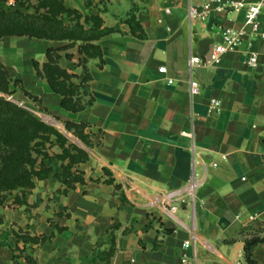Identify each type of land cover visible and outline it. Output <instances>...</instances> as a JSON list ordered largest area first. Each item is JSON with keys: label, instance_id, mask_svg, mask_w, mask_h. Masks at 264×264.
I'll use <instances>...</instances> for the list:
<instances>
[{"label": "crops", "instance_id": "1", "mask_svg": "<svg viewBox=\"0 0 264 264\" xmlns=\"http://www.w3.org/2000/svg\"><path fill=\"white\" fill-rule=\"evenodd\" d=\"M64 4L83 14L85 30L95 28L85 16L97 15L101 29L115 30L92 41L102 50L86 63L93 104L65 109L63 96L36 72L34 60L43 66L48 49L69 40L18 37L9 42L5 66L21 80L14 89L24 104L86 125L89 158L73 188L54 176L62 169L53 163L49 177L0 204V264H29L28 258L36 264H181L188 240L194 264H248L246 242L264 238L263 222L245 218L264 211V67L251 69L245 60L254 51L264 63V41L247 38L239 52L213 65L209 56L221 29L243 27V14L190 20L189 0ZM81 44L59 51L61 67L78 76L75 83L85 75ZM192 57L200 64L191 67ZM193 81L200 88L195 96ZM213 99L222 102L219 113L210 107ZM193 179L199 182L194 201L187 192ZM177 190L179 197L170 198ZM252 252L264 264V240Z\"/></svg>", "mask_w": 264, "mask_h": 264}, {"label": "trees", "instance_id": "2", "mask_svg": "<svg viewBox=\"0 0 264 264\" xmlns=\"http://www.w3.org/2000/svg\"><path fill=\"white\" fill-rule=\"evenodd\" d=\"M20 1L23 4V0ZM40 8H48L47 24L43 22L36 23L27 21L30 17L22 12H0V40L11 37H30L38 39L51 40H69V45L61 48H49L47 52V61L41 64L34 60V66L37 74L40 77L46 78L53 90L63 96L62 106L70 111L78 112L84 110L87 106L93 104L94 98L90 92L89 83L91 75L88 71L86 63L93 57H102V50L100 46L93 44L92 41L98 37L109 34L114 29H101L103 20L100 16H85V21L93 20L95 24L94 32L92 29L85 30L84 25L80 23L83 17L77 10L68 8L64 4V0H39L37 10ZM64 16H67L73 24V29L66 26ZM132 31L135 33L138 27V22L135 21L132 15L128 20ZM63 27V28H62ZM63 30H62V29ZM79 29L80 32H77ZM65 31V32H63ZM96 31V33H95ZM138 36L143 38L144 32L141 31ZM79 41L80 52L85 55L84 68L85 75L80 79L79 83L73 81L78 78L76 74L68 72L60 65L62 55L59 51L66 50L75 46ZM67 58H72V55L67 54ZM21 80H13L9 70L5 64L0 60V194L6 191H15L19 188L34 186L33 177L38 179H45L52 174L51 168H44V170L37 171L36 165L38 158L34 157L37 153L36 142L38 139H47L48 133L54 128L44 122L32 110L20 105L19 103L9 99V96L16 93L13 86H19ZM83 89V93L79 90ZM87 97V100H84ZM66 128L69 131H74L75 135L79 137L86 145L91 147L89 136L85 134V124H76L74 122H65ZM56 131V130H55ZM58 137L66 141V137L60 132L56 131ZM40 152V151H39ZM82 159L78 162L82 164L89 158V152L83 149L79 150ZM62 171L55 173L54 176L58 179H66V184L71 189L74 182H82L83 179L79 172L73 177L76 172H67V166L62 165ZM45 173V175L43 174ZM34 243H42L46 237H32ZM263 239H252L246 242L245 257L248 264H258L253 258V247ZM29 264H36L33 258H28Z\"/></svg>", "mask_w": 264, "mask_h": 264}, {"label": "built area", "instance_id": "3", "mask_svg": "<svg viewBox=\"0 0 264 264\" xmlns=\"http://www.w3.org/2000/svg\"><path fill=\"white\" fill-rule=\"evenodd\" d=\"M213 13H241L244 16V26L241 28L226 26L221 29V41L211 51L209 63L213 65L220 64L226 54L239 52L247 38L264 41V20L261 19L264 16V0H189L188 17L190 20H206ZM200 62L201 59L199 57H192L190 65L193 67L195 64H200ZM245 63L251 69L264 67V63H261L258 53L254 51L246 52ZM160 71L166 72V67H161ZM199 93L200 88L193 81L191 84V94L195 96ZM210 107L214 113H219L222 109V102L213 99L211 100ZM198 186L199 182L195 179L191 180L187 186V192L193 201ZM180 194L181 191L177 190L172 192L169 197H179ZM180 200L181 202L186 201L184 197H180ZM176 209L177 206L175 205L171 208L172 211ZM241 217L242 215H237V218ZM245 218L249 222L261 221L264 224V211L262 213H248L245 215ZM191 246L192 242L190 240L183 243L184 250L181 264H194V256L188 252Z\"/></svg>", "mask_w": 264, "mask_h": 264}, {"label": "rangeland", "instance_id": "4", "mask_svg": "<svg viewBox=\"0 0 264 264\" xmlns=\"http://www.w3.org/2000/svg\"><path fill=\"white\" fill-rule=\"evenodd\" d=\"M76 3L81 2V0H74ZM24 5L20 1L16 0H0V12H8L11 14L12 12H22L25 15H28L29 19L27 21H32L36 23L43 22L44 24H47V14L49 13L48 8H40L39 10L36 9L39 5V0H23L22 1ZM49 16L50 13H49ZM65 24L66 26H69L71 30L73 29V24L74 22L71 23L70 20H68L67 16H64ZM63 28V27H62ZM61 28V29H62ZM63 30V29H62ZM77 32H80L79 29H75ZM65 32V31H63ZM24 38V37H22ZM15 41L19 40L18 36H11L8 38L2 39V46L0 49L3 51V57L5 62V65H9V42L10 41ZM16 87V86H15ZM19 87L21 88L22 85L19 84ZM12 89H14V86L12 84ZM80 93H83V89L79 90ZM23 93V92H22ZM25 96L27 94H24ZM22 98V97H21ZM32 98V97H31ZM9 99H12L13 101L19 103L20 105H23L24 107L32 110L37 116H39L42 120V115H45V119L43 120L46 122L48 125L52 126L54 128L53 131H50L47 135V139H38L36 142H39V145H37V153L35 152L34 157L38 158L37 165H36V170L41 171L44 170V168H51L52 169V164L57 163L60 164L61 169L63 166H67L66 170L67 172H76V170H79L80 164L78 163L82 159V155L79 153L80 149H83L85 151L90 150V146L86 145L79 137H77L74 133V131H69L66 128V123L61 121L60 119L56 118L55 116L49 114L48 112H44L43 110L36 109L33 107H30V104H24L21 99L16 96V94L9 96ZM33 101H37V97L33 96ZM84 100H87V97H84ZM55 121V124H52V122ZM60 132L63 134L67 139L64 141L62 138L58 137L56 134V131ZM68 133V135H67ZM71 137H75L79 142L82 144H78L76 141L72 140ZM40 151V152H39ZM53 172V169H52ZM45 175V173L43 172ZM38 180L36 176L33 177V184H35V181ZM32 186H26L24 188H19L15 191H22L30 189ZM14 192V191H13ZM13 192L11 191H6L0 194V204H2L6 198L12 194Z\"/></svg>", "mask_w": 264, "mask_h": 264}, {"label": "water", "instance_id": "5", "mask_svg": "<svg viewBox=\"0 0 264 264\" xmlns=\"http://www.w3.org/2000/svg\"><path fill=\"white\" fill-rule=\"evenodd\" d=\"M44 116H45V115H42V118H43V120H46ZM54 122H55V121H53L52 124H55ZM67 135H68V133H67ZM69 137H70L72 140L76 141L78 144H80V145L82 144V143L79 142L75 137H71L70 135H69Z\"/></svg>", "mask_w": 264, "mask_h": 264}]
</instances>
